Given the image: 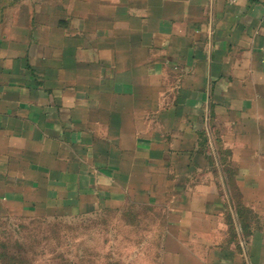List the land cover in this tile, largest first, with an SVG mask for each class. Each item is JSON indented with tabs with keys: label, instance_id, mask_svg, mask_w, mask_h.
Segmentation results:
<instances>
[{
	"label": "crops",
	"instance_id": "crops-1",
	"mask_svg": "<svg viewBox=\"0 0 264 264\" xmlns=\"http://www.w3.org/2000/svg\"><path fill=\"white\" fill-rule=\"evenodd\" d=\"M125 195L162 264H264V0H0V212Z\"/></svg>",
	"mask_w": 264,
	"mask_h": 264
},
{
	"label": "rangeland",
	"instance_id": "rangeland-1",
	"mask_svg": "<svg viewBox=\"0 0 264 264\" xmlns=\"http://www.w3.org/2000/svg\"><path fill=\"white\" fill-rule=\"evenodd\" d=\"M163 198L134 204L125 195L118 205L86 203L76 211L0 212V264H162L151 217L163 212Z\"/></svg>",
	"mask_w": 264,
	"mask_h": 264
},
{
	"label": "built area",
	"instance_id": "built-area-1",
	"mask_svg": "<svg viewBox=\"0 0 264 264\" xmlns=\"http://www.w3.org/2000/svg\"><path fill=\"white\" fill-rule=\"evenodd\" d=\"M239 0H227V3L230 5L236 4Z\"/></svg>",
	"mask_w": 264,
	"mask_h": 264
}]
</instances>
